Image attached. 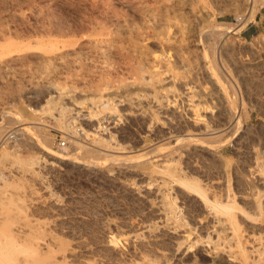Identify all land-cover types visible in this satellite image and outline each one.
<instances>
[{
	"label": "rangeland",
	"instance_id": "1",
	"mask_svg": "<svg viewBox=\"0 0 264 264\" xmlns=\"http://www.w3.org/2000/svg\"><path fill=\"white\" fill-rule=\"evenodd\" d=\"M51 1L53 0H0V47L14 41L12 48L18 49L13 54L11 52L4 55L14 58L11 66H0V165L8 175L7 178H2L0 185L6 192L12 191V188L23 190L26 187L25 190H30L32 187V195L42 200L46 198L47 202L31 206V218L45 222L73 215L89 219L87 225H82L83 228L79 225L82 234L88 235L89 230L96 232L93 236L97 242L105 239L108 241L115 234H121L118 236L122 241H119L121 245L112 242L119 249H123V246L126 248L124 242L129 230L138 231L148 225L153 229L157 226V230L165 228L166 231H175V226L182 225L177 229L180 239H184L185 235H190L192 239L198 238L205 236L208 230L212 231L218 213L210 209L203 212L188 211L181 197L182 188L170 180L171 169L176 174L179 172L178 175L188 172L203 183L214 184L218 188L220 199L236 200L241 207L243 205L246 211L253 214L251 206L254 199L258 196L264 198V0H174L178 2L175 6L177 15L170 7L172 0H149L159 12L164 13L170 8L168 18L171 33L169 32V41L165 44L166 49H170L169 63L172 67L160 75L164 76L163 83L158 82L159 75L157 77L151 74L153 56L162 55L161 36L152 31L150 36L134 40L135 36L130 34V28L139 24L143 17L132 2L117 3L118 10L121 8L126 14L125 18L131 26L129 32L126 31L120 38L121 46L115 50V54H110L111 57L100 52L77 55V59L83 57L80 61L85 62L87 69L66 65L62 66L59 74L62 73L59 75L53 66H42L39 56L34 55L33 51L22 50L19 45L25 41L22 37L15 38L12 35V39H3L4 30H10V27L15 30L22 25L21 20H27L23 19L25 11L30 16L29 21L35 20L37 16L38 19L49 20V13L53 11H48L47 4ZM54 1L64 4L62 7L60 5L63 16L67 15L71 7L69 11L78 19H85V15L89 16L92 12L87 0ZM31 8L32 12L29 13ZM151 22L157 31L164 27L162 23L165 24L164 20L159 25L153 19ZM192 39L198 43L197 47L193 45ZM200 50L201 53L198 52ZM4 56H0V59ZM85 58L86 61L83 60ZM140 65H143V71H139ZM66 69L72 70H67L68 73ZM140 75L149 80L152 75L151 84L140 81ZM53 83L55 86L59 83L58 90ZM59 92H64L62 94L65 95L60 96ZM100 94H103L102 99L106 102H113L114 105L115 102L118 103L114 106L115 110H102ZM156 103H160L168 112L175 111L174 116L182 122V130L171 129L163 118L157 120L154 112ZM90 113L93 126L82 119L83 114L88 116ZM229 113L236 115L239 121L232 126H223L221 123H224ZM8 115L18 116L20 121L7 122ZM193 122L211 129H222L216 131L214 136L210 135L211 139L205 135L204 139L189 145L174 144L168 139L159 140L160 136L191 132ZM18 128L23 129L16 131ZM6 130L11 134L7 140ZM13 131L16 132L12 133ZM74 138L81 144L76 145L78 149L60 155L58 150L66 149L71 144L70 139ZM63 139L66 141L65 146L61 145ZM205 139L207 140L204 141ZM103 140H108L110 146L117 149L115 156L91 152L94 146L91 144H99ZM156 143L157 151L149 152ZM195 146L196 152L193 151ZM209 147L216 152L208 153L206 150ZM188 150L191 153L187 154ZM4 151H9L10 154L3 159ZM128 152L132 158H126ZM38 160L40 163L35 162ZM185 160L190 166L194 163L196 170L186 169ZM27 196L29 197V192ZM50 201L54 204H50ZM166 203L174 206L169 208L172 210L166 216L167 220L165 217L164 220L155 218L152 214L154 210L164 212ZM159 221L167 225H162ZM199 221L202 222L201 225ZM241 228L245 232H252L245 222H241ZM253 232L256 235L260 233L258 229ZM131 234L133 233H128ZM224 236L226 234H222L221 239ZM203 243L210 246L207 242ZM211 256L212 253L205 252L202 260L209 261ZM232 264H241V261L235 260Z\"/></svg>",
	"mask_w": 264,
	"mask_h": 264
},
{
	"label": "bare ground",
	"instance_id": "2",
	"mask_svg": "<svg viewBox=\"0 0 264 264\" xmlns=\"http://www.w3.org/2000/svg\"><path fill=\"white\" fill-rule=\"evenodd\" d=\"M81 1H83V0H81ZM169 1H171V0H169ZM86 2H87V5L89 6L88 8H91L92 12L90 11L91 13L89 14V16L85 15V17H86L85 19H83V18L78 19L76 16H74V14L69 11V10H71L72 7L68 10V12L65 10L67 12V15L63 16L61 13V9H60L62 7L63 3L59 4L58 1H54V0L51 1L50 4L49 3L47 4V5H49V7L47 8L48 11H53L52 13H49L51 15L49 20H43V19L41 20V19H38V16H37L35 18V20L32 19V21H29L28 19L30 18V16L28 14H26V11H25L24 15H23V19H27V20H21V21H23L21 23L22 25H20L18 28L16 27L15 30L13 28L14 31L11 30L10 26H8V27H10V30L8 28V30L3 31V39L5 40L8 38H11L12 35L15 36V38L16 37H22V39H24L25 41H23L22 43L20 42L21 44L18 43L19 41L17 42L19 45L22 46V50L28 49L30 51H33L34 55L39 56V59H40L39 62H40V64H42V66H44L45 68L46 67L49 68L50 66L51 67L53 66V68L55 69V71L58 72V74H59L60 69H62V66L64 67L66 65L71 66L72 68L82 69V67L83 68L86 67V69H87V65H85V62L80 61V59H82L83 57L77 59V55L81 54V53H84V54L89 53V55H90V53H92V52H94V53L100 52L103 54L106 53L108 55H110L112 53L115 54V50L121 46V39L120 38L123 37V35L126 33V31H128L129 26H131L129 24V20H126V18H125L126 14L121 10V8H119V10H118L117 3L122 4L123 2H132L133 7L135 9H137L143 17V19L140 21L139 24L132 25V27L130 28V34H134V36H135L134 40H136L137 38H142V39L146 38V37L150 36V33L152 31H154V33H156L157 36H159V37L161 36V40H162L161 41L162 42V44H161L162 53L161 54L162 55L161 56H153L154 59H153V64L151 66L153 69H151V74L157 75V77H158V75L159 76L162 75V73L165 70L171 69L172 65H171V63H169V58L171 57V56L169 57V50L170 49L169 50L166 49L167 45L165 44V43H167V41H169L168 36L171 33V31H170L171 26H170V22H169V18H168L170 8H168V10L166 9V11L164 13L159 12V10H156L157 8H155V7L153 8L154 5H152L149 0H87ZM40 4H42V3L40 2ZM60 5H61V7H60ZM170 5H171L170 7L173 8L174 14L177 15L178 13H177L175 6L178 5V2L172 0ZM32 8L30 11H28L29 13L32 12ZM251 8H250V10H251ZM85 10H87V9H85ZM73 11H74V9H73ZM81 17H83V15ZM151 19H153L155 22H157L158 25H159V23H162L161 22L162 20H164L165 24L162 23V25L164 27L161 30H158V31L155 30V27L153 26ZM172 27H173V25H172ZM183 28H185V27H183ZM172 32H173V30H172ZM125 37H126V35H125ZM18 40H20V39L18 38ZM172 40H171V42H172ZM180 40H181V38H180ZM20 41H22V40H20ZM174 41H176V40H174ZM195 41H196L195 39H192V43L194 42L193 45L195 47H197L198 43L196 44ZM178 42L182 43V41H178ZM12 43H8V44L4 43L1 45L0 49H1L2 53H0V56H2V57L4 55L7 56L6 54L11 53V52H12L11 54H13V51L18 50V49H15L14 47H13L14 49L12 48V46L14 45ZM137 43L138 42L136 41L135 45H137ZM172 43H174V42H172ZM213 46H215L214 43H213ZM209 47H211V46L209 45ZM16 48H17V46H16ZM188 48H189V45H188ZM198 52L201 53V50ZM206 53H205V55H206ZM208 53H209V51H208ZM5 56H4V58L0 59V66L1 65L11 66L12 65L11 62H12V60H14V58L9 57V55H8V57H5ZM88 57L89 56H87V58ZM90 57H92V56H90ZM108 57H111V55ZM91 59H93V58H91ZM83 60L86 61V58ZM92 61H94V60H92ZM98 61H99V59H98ZM107 62H108V60H107ZM209 64H211V63L209 62ZM215 64H216V62H215ZM93 65H95V64H93ZM138 68H139V71L140 70L143 71L144 67H143V65L142 66L140 65ZM67 70H69V69H66V71ZM71 70H69V71H71ZM73 71H75V70H73ZM67 72H65V73H67ZM61 73L62 72H60V74ZM68 76H69V74H68ZM107 76H108V74H107ZM76 77H77V75H76ZM137 77H135V79H137ZM157 77H156V79H157ZM161 77L162 76H160L157 80H158V82L163 83V81H164L163 77L164 76L162 78ZM149 78H150V80L148 78L144 77V75H140L138 77V79L140 81H144V83H146L147 85L149 83L151 84L152 75ZM138 79H137V81H138ZM114 82H116V81H114ZM130 84L132 85V82H130ZM54 87L56 89L57 88L59 89V83L57 86H55V84H54ZM59 93H60L59 95L61 96V94L64 92H59ZM145 94L147 95L148 93H145ZM62 95H65V94H62ZM100 95L101 96H100L99 102L102 101L101 102L102 110L105 111L108 108H109V110L110 109L115 110L114 106L118 103L115 102V105H114V104H112L113 102H109L108 100H107L108 102H106L105 99H102L103 94H100ZM126 97H128V96H126ZM156 97H154V98L152 97V98L155 99ZM107 99H109V98H107ZM103 100H105V101H103ZM155 100H157V99H155ZM155 107L156 108H155L154 112L156 113V115L155 114L154 115L157 116L156 117L157 120L163 118V119H165L166 123L169 126H171V129L172 128H174L176 130L178 128L181 129L180 126L182 125L181 124L182 122L179 119H176V117L174 116V113H175L174 110L168 112L165 109H163V107L160 103H156ZM64 108H66V107H64ZM61 111H63V108L61 109ZM166 113H168V115H166ZM142 115H143V117H145V119H147L146 118L147 116H145V114H142ZM140 116L141 115L139 114V117ZM7 118H8L7 122H10V123L20 121L18 116H12L11 115ZM91 118H92V114L90 113V115H88V116L83 114L82 119L84 121H86L88 124H91L93 126V122H92L93 119H91ZM236 118H238L236 115L229 113V115H227L224 123H221V124L223 126H227V125L232 126L235 122L239 121ZM152 122L153 121H150L151 124H153ZM155 124H156V122H155ZM221 124L219 123V126ZM149 126L151 127L150 124H149ZM191 126H192V129H190V130H192L191 132L177 133L174 130L176 133L171 134L167 137L163 136L164 138L162 136H160V137L158 136L160 138V139L159 138L158 139L159 140L168 139V141L174 142V144L189 145V144H191V142L202 140V138L204 139L205 135H206V138L210 135L214 136V133H216V131H220L222 129L221 127H215L213 129H211L209 127L199 126L195 122H193ZM21 129H23V128H18L16 131L21 130ZM2 131H5V129ZM16 131H13L12 133H14ZM5 134L7 135L6 140L11 137V134L8 133L7 130H6ZM211 136L208 138L211 139ZM206 140L207 139H205L204 141H206ZM70 141H71L70 142L71 144L68 147L66 146L67 147L66 149L58 150V151H60V155H66L70 152H73V150H75V148H76V150L78 149V147H77L78 145H81L76 140V138L70 139ZM211 141L213 142V140H211ZM157 143H159V141ZM156 144L155 145L153 144L152 148L150 150L148 149L149 152L151 150L158 149V147H157L158 144L157 145ZM91 145H94V146H92L93 149H91V152H95L96 154H99L102 156H110V157L115 156L114 152H116V150H117V149H114L110 146L111 144L108 140L107 141L103 140L101 143L99 142V144H91ZM149 145H148V147H149ZM79 148H81V147H79ZM193 149L192 150L195 151L196 146ZM206 151H208V153H211V154H214L216 152L215 149L213 150L212 147L207 148ZM91 152H89V153H91ZM189 153H191V150H188L187 154H189ZM9 154H10L9 151H4L3 152V159L7 158L9 156ZM128 154H129V152H128ZM121 156H122V154H121ZM95 158H97V157H95ZM126 158L127 159L132 158V155L131 154L126 155ZM33 159H34V157H33ZM202 160H203V158H202ZM1 161H2V159H0V163H1ZM35 162L40 163V160L35 161ZM185 164H186L185 165L186 169L188 168V169L196 170V166L194 163L192 164V166H190L191 164L189 165V162L185 160ZM1 165H0V183H1L2 178L8 177V175L5 174V171ZM198 168H200V167H198ZM161 170H163V169H160V171ZM183 170H185V169H183ZM165 171H163V172H165ZM169 172H170V176H169L170 180L174 181L178 187L182 188V190H181L182 196L181 197H182V200H183L185 207L187 205L188 211L194 212V210H197L199 212H203L205 210L210 209V210H214V212H216V214L218 213L219 216H218V219H215V221L213 222L214 224L212 226L213 229H211L212 231L208 230L206 232L205 236L192 239L190 235H185L184 239H183V237L180 239V237L177 235V229H178V227H180L182 225L175 226L174 227L175 231H169V230L166 231L165 228L162 230H159V228H158V230H157L156 229L157 226L155 227V229H153L152 226L148 225V226H144L141 230H138V231L137 230H133V231L129 230V232H128L129 234L133 233L131 235H128V233L126 232L127 237H126V240L124 242L126 244V246H125L126 248H124V246H123V249H119V248H116L112 242H114V244L118 243V245H119V243L122 241H120L118 236H120L121 234L120 235L115 234L117 237H115V235H114L111 237V240L107 241V239H105V240H100L99 242H97L95 240L96 237L93 236L96 232L94 233V231H92V230H89L90 233L88 235L84 236V234H82V230L79 227V225H81V227L84 224L87 225L88 224L87 221H89V219L85 220L82 217H74V215H73V217H70V218L69 217L66 219L56 218V219L52 220L51 222H45V221H40L39 219L35 220V219L31 218L29 215V212L31 210V206L33 207V205L37 204V203L39 206V204L41 202L46 203L47 199L44 198L42 200V198L40 199V198H38V196L32 195V192H33L32 187L30 190H25L26 187L23 190H13V188H12V191L6 192L5 188H3L0 185V264H232V262H234L235 260H240L241 264H264V198L258 196L257 199H254L253 204L251 206L253 208L254 213L251 214L250 212L246 211L243 208V205L241 207L236 200L224 201L225 199L224 200L220 199L219 194H218V190H217L218 188H216L217 186H213L214 184L203 183L197 177L193 176L192 174H190L188 172H185V173L182 172L181 175H178L179 172H178V174H176V172L172 171V169ZM165 173L167 174V172H165ZM161 181H162V179H161ZM16 188H18V187H16ZM257 190H258V188H257ZM262 190L260 191V193H262ZM21 191H23L24 194H22L23 192L21 193ZM28 192H29V197L27 196ZM164 192H166V191H164ZM36 193H38V192H36ZM136 196H138V195L136 194ZM141 196H142V194H141ZM175 200L176 199H174V201ZM52 201H50V204ZM57 202H59V200ZM166 204L167 205H166V209L164 208V212L157 211V210H154V212H153L151 210V212H153L152 214H154L155 218H158L159 220H161V219H163V217H165V219H166V216L169 215L168 214L169 211L172 210L169 208L174 207V206L172 207V205H171L172 203L171 204L166 203ZM247 206H248V204H247ZM167 209H168V211H167ZM48 210H50V209H48ZM57 212H59V211H57ZM45 214H47V213H45ZM36 215H37V213H36ZM57 215H58V213H57ZM75 216H77V215H75ZM50 217H52V216H50ZM48 219H49V216H48ZM92 219L94 220V218H92ZM149 219L150 218H148V220ZM145 220H146V218H145ZM156 220L157 219H155L154 221H156ZM184 221H186V220H184ZM194 222H197V220L194 219ZM241 222L247 223L248 227H250L252 229V232H250V231L245 232L244 229L241 228ZM163 223H165V222H163ZM198 223H200L199 225H201L202 222L199 221ZM165 224H162V225H165ZM127 225H128V223H127ZM196 225H197V223H196ZM122 227H124V226H122ZM217 227H221V228H217ZM84 229H86V228H84ZM257 229L260 231V233L258 235H256L253 232L254 230L257 231ZM186 231H187V229H186ZM243 232H245V233H243ZM222 234H226V236H224V239H221ZM108 236H110V235H108ZM221 240H222V242H221ZM203 241L209 243L210 246L203 245L204 244ZM248 242H250L251 244L248 245L247 244ZM212 244H214V245L212 246ZM120 245H121V243H120ZM205 246H206V248H205ZM201 247H204V248H201ZM124 249H126V250H124ZM203 251H205L207 253L209 252V254L212 253L213 256H211L209 261L205 262L202 260V255L205 254V252H203Z\"/></svg>",
	"mask_w": 264,
	"mask_h": 264
},
{
	"label": "built area",
	"instance_id": "3",
	"mask_svg": "<svg viewBox=\"0 0 264 264\" xmlns=\"http://www.w3.org/2000/svg\"><path fill=\"white\" fill-rule=\"evenodd\" d=\"M61 145L62 146H65L66 145V141L64 139L61 141Z\"/></svg>",
	"mask_w": 264,
	"mask_h": 264
}]
</instances>
